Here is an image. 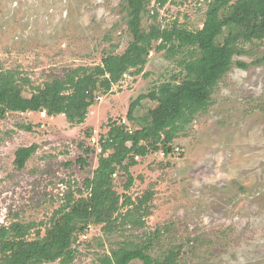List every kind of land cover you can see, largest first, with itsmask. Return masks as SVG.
Masks as SVG:
<instances>
[{
	"label": "rangeland",
	"instance_id": "rangeland-1",
	"mask_svg": "<svg viewBox=\"0 0 264 264\" xmlns=\"http://www.w3.org/2000/svg\"><path fill=\"white\" fill-rule=\"evenodd\" d=\"M211 1L147 0L140 28L170 29L176 23L197 31ZM128 20L126 0H0V72L15 70L42 88L71 69L98 66L133 41ZM235 48L241 53L232 57L210 105L173 140L178 152L154 150L138 158L129 190L127 177L116 173L112 190L120 204L125 196L135 202L152 194L141 210L148 208L139 218L143 226L113 223L106 233L104 225L89 224L87 232L73 235L71 264H97L102 254L130 244L148 245L157 261L178 252L176 264H264V40ZM190 52L198 55L185 47L175 54L150 51L141 74L130 70L106 96L98 89L81 125L44 112L0 118V227L33 224L27 239L42 241L54 219L88 201L84 181L97 168L100 136L112 123L138 129L125 118L131 101L161 84H181V63ZM29 147L34 153L18 169L15 153Z\"/></svg>",
	"mask_w": 264,
	"mask_h": 264
},
{
	"label": "trees",
	"instance_id": "trees-1",
	"mask_svg": "<svg viewBox=\"0 0 264 264\" xmlns=\"http://www.w3.org/2000/svg\"><path fill=\"white\" fill-rule=\"evenodd\" d=\"M126 2L127 26L133 41L123 54H109L98 66L71 69L63 78H54L42 88L31 86L15 70L0 72V118L7 113L44 112L48 117L63 115L70 124L81 125L96 102L98 89L106 96L130 70L134 71L133 76L141 74L150 51L175 54L185 47L197 51L198 55L193 57L190 52L187 61L181 63L184 71L181 84H161L131 101L125 118L138 129L130 131L125 125L112 123L106 134L100 136L97 168L92 178L84 181L89 200L70 206L57 222L54 219L44 240L27 239L33 224L11 223L0 227V264L56 261L71 264L76 258L73 235L87 232L89 224L104 225L102 229L106 233L113 231V223L142 227L139 218L141 212L148 214V208L141 210L152 194L147 192L135 202L125 196L120 204V198L112 190L118 186L116 173L127 177L125 187L129 190L133 182L130 169L138 164V158L154 150L167 156L176 154L173 140L196 114L210 105L212 91L228 71L232 57L241 53L236 45L264 40V0H212L202 28L193 32L176 23L170 29L151 26L144 32L140 28V16L147 0ZM164 3L161 1L159 7ZM158 41V45H152ZM85 152L89 154L88 150ZM33 153V147L19 149L15 153V166L22 169ZM121 207H127L126 214L117 213ZM148 249V245L130 244L112 249L96 261L97 264H131L134 260L142 264H176L178 252L170 251L157 261L147 253Z\"/></svg>",
	"mask_w": 264,
	"mask_h": 264
},
{
	"label": "built area",
	"instance_id": "built-area-1",
	"mask_svg": "<svg viewBox=\"0 0 264 264\" xmlns=\"http://www.w3.org/2000/svg\"><path fill=\"white\" fill-rule=\"evenodd\" d=\"M176 152H178V149H175Z\"/></svg>",
	"mask_w": 264,
	"mask_h": 264
}]
</instances>
